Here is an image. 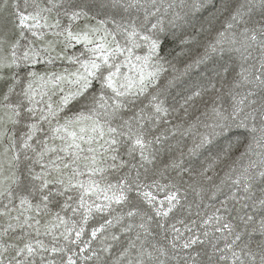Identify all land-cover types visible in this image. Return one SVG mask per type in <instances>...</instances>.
<instances>
[{
  "label": "snow or ice",
  "instance_id": "snow-or-ice-1",
  "mask_svg": "<svg viewBox=\"0 0 264 264\" xmlns=\"http://www.w3.org/2000/svg\"><path fill=\"white\" fill-rule=\"evenodd\" d=\"M0 264H264V0H0Z\"/></svg>",
  "mask_w": 264,
  "mask_h": 264
},
{
  "label": "trees",
  "instance_id": "trees-1",
  "mask_svg": "<svg viewBox=\"0 0 264 264\" xmlns=\"http://www.w3.org/2000/svg\"><path fill=\"white\" fill-rule=\"evenodd\" d=\"M207 15H208L207 13H203V14H202V18H203V19H206V18H207ZM177 68H181V69H182V68H183V65L180 64V63H177ZM239 139L242 140L243 138L240 137Z\"/></svg>",
  "mask_w": 264,
  "mask_h": 264
}]
</instances>
